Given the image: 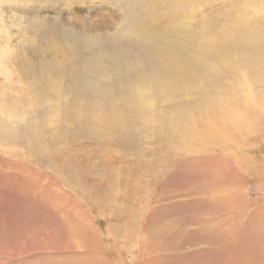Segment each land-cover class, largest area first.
<instances>
[{"label": "rangeland", "instance_id": "rangeland-1", "mask_svg": "<svg viewBox=\"0 0 264 264\" xmlns=\"http://www.w3.org/2000/svg\"><path fill=\"white\" fill-rule=\"evenodd\" d=\"M58 262L264 264V0H0V264Z\"/></svg>", "mask_w": 264, "mask_h": 264}, {"label": "bare ground", "instance_id": "bare-ground-1", "mask_svg": "<svg viewBox=\"0 0 264 264\" xmlns=\"http://www.w3.org/2000/svg\"><path fill=\"white\" fill-rule=\"evenodd\" d=\"M124 5V4H123ZM98 39H83V44H84V46H86V45H88V44H91V43H94V42H96ZM143 43L144 44H147V45H150V46H152V47H154L155 45H156V42H149L148 41V39H146V38H143V37H141L140 39H138V41L137 42H135V45L136 46H138L141 50H143V51H146V49H145V47H144V45H143ZM86 44V45H85ZM114 44V43H113ZM79 45V44H78ZM102 45V44H101ZM94 46V45H93ZM116 46V45H115ZM89 47V46H88ZM112 47V46H111ZM81 48V47H80ZM107 49H109V48H107ZM114 49V48H113ZM113 54V53H112ZM117 54V53H116ZM147 54V53H146ZM152 54H154V53H152ZM110 55V54H109ZM105 56V55H104ZM108 59V58H107ZM109 61V60H108ZM72 62H74L73 63V65H70V66H66V65H57L56 66V68H57V78L55 79V80H53L52 81V85H51V88H53L54 90H57V88H59V85L61 84V80H60V78L62 79L66 74H68L67 73V68L68 67H73V66H75L76 64H77V59H75L74 58V60H72ZM103 65V64H102ZM50 66V65H49ZM48 66V67H49ZM95 66V65H94ZM42 67H44V66H42ZM46 67V66H45ZM44 67V68H45ZM110 67V66H109ZM43 68V69H44ZM149 69V68H148ZM82 70V69H81ZM47 71V70H46ZM50 72V71H49ZM63 73H65V74H63ZM63 75V76H62ZM72 75V74H71ZM121 75V74H120ZM140 77H141V75H139ZM146 76V75H145ZM144 76V77H145ZM148 76V75H147ZM77 78V77H76ZM146 78V77H145ZM145 78H142V81L140 82V84L139 85H141L140 86V88L138 89V85H136V84H134V85H132L133 86V88L135 87L136 88V90H134L133 88V90H130V91H127V92H129V93H131L132 95H133V101H134V104L133 105H135L136 107L135 108H137V109H139V107L140 106H143L142 104H143V102H144V100H145V96H146V94H148V93H150V92H148V91H162L163 89H161L157 84H151L149 81H147L146 82V80H145ZM149 78V77H148ZM88 79H90V78H88ZM79 80V79H78ZM120 80V79H119ZM148 80V79H147ZM90 82V81H89ZM146 82V83H145ZM86 83V82H85ZM145 83V84H144ZM143 84V85H142ZM87 85V84H86ZM111 85V84H110ZM116 85H118V83H116ZM105 86V85H104ZM120 87H122V85L120 86ZM109 88H111V87H109ZM129 89H131L130 87H128ZM146 88V89H145ZM87 89V88H86ZM85 89V90H86ZM92 89V88H91ZM120 89V88H119ZM123 89H126V88H123ZM143 89H145V90H143ZM107 90V89H106ZM109 90V89H108ZM107 90V91H108ZM106 91V92H107ZM120 91V90H119ZM94 92V91H93ZM127 92H126V95H127ZM119 93H122V92H119ZM93 94V93H92ZM95 94H97L96 92H95ZM109 94V93H108ZM118 94V93H117ZM99 96H100V94H99ZM117 96V95H116ZM119 96V95H118ZM97 97V96H96ZM110 97V96H109ZM127 97V96H126ZM111 98V97H110ZM124 98V97H123ZM129 98V97H128ZM131 98V97H130ZM147 98V97H146ZM96 99V98H95ZM121 99V98H120ZM132 99V98H131ZM115 101V100H114ZM122 101V103L123 102H126V101H123V100H121ZM146 101V100H145ZM102 101H100V103H101ZM108 103H109V105H110V107H111V109L113 110V117H112V119H105L104 121V124H106L105 126L106 127H110L111 129L112 128H114V130L116 129V130H120L123 126H125V125H127L126 126V128H125V130H127V128L129 127V126H131V124H130V122H128L129 124H125L126 123V119L125 118H127V116L129 115V106H127V104L125 105V104H122V103H116V104H112V102L111 101H108ZM127 103V102H126ZM106 104V103H105ZM118 104V107H117V109L114 107V106H116ZM145 104V103H144ZM128 108V109H127ZM130 108H131V106H130ZM134 108V107H133ZM132 108V109H133ZM134 108V109H135ZM115 109V110H114ZM136 110V109H135ZM102 119V118H101ZM100 119V120H101ZM98 120V119H97ZM124 120H126V121H124ZM103 124V122L101 123V125ZM177 124H179V122L177 121ZM210 124V123H209ZM104 126V125H103ZM210 129H212V125H210ZM113 130V131H114ZM122 131V130H121ZM200 136V135H199ZM159 209V208H158ZM155 217V216H154ZM163 221V220H162ZM186 224V223H185ZM168 228V227H167ZM191 236V235H190ZM192 238V237H191ZM183 255V254H182ZM53 259V258H52ZM179 259H182V258H180V256H179ZM185 259V258H184ZM183 260V259H182ZM182 260H181V262H182ZM55 262V261H54ZM59 262H60V260H59ZM59 262H58V264H59ZM158 262V261H157ZM188 264V263H187Z\"/></svg>", "mask_w": 264, "mask_h": 264}]
</instances>
